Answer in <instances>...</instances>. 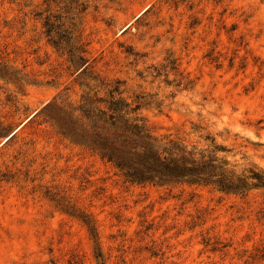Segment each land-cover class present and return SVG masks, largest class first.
I'll return each mask as SVG.
<instances>
[{
  "label": "rangeland",
  "instance_id": "1",
  "mask_svg": "<svg viewBox=\"0 0 264 264\" xmlns=\"http://www.w3.org/2000/svg\"><path fill=\"white\" fill-rule=\"evenodd\" d=\"M0 61V264H264V0H0ZM116 82L246 191L131 185L46 109Z\"/></svg>",
  "mask_w": 264,
  "mask_h": 264
},
{
  "label": "trees",
  "instance_id": "2",
  "mask_svg": "<svg viewBox=\"0 0 264 264\" xmlns=\"http://www.w3.org/2000/svg\"><path fill=\"white\" fill-rule=\"evenodd\" d=\"M45 26L50 37L52 25L46 21ZM65 40L49 39L56 49ZM79 60L84 65V59ZM2 72L7 74L5 63L0 61ZM46 109L62 114L57 122L66 131L64 135L99 156L131 185H205L225 193H243L248 187L246 181L227 176L214 159L176 143L154 146L137 117L139 105L133 107L122 98L118 82L107 96L86 92L76 106L54 100ZM250 179L257 181L253 187L264 188V177L254 175Z\"/></svg>",
  "mask_w": 264,
  "mask_h": 264
}]
</instances>
